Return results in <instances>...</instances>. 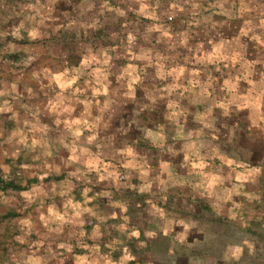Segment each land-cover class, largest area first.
Wrapping results in <instances>:
<instances>
[{
  "label": "crops",
  "instance_id": "crops-1",
  "mask_svg": "<svg viewBox=\"0 0 264 264\" xmlns=\"http://www.w3.org/2000/svg\"><path fill=\"white\" fill-rule=\"evenodd\" d=\"M25 12L2 39L12 58H0V177L20 186L0 187V264H113L116 256L95 244L100 228L151 210L113 194L117 165L130 174L123 185L137 198L167 197L186 211L205 201L206 214L214 203L216 217L254 220V197L227 185L241 164L216 154L214 183L195 181L201 189L192 172L206 142L242 122L250 130L264 122L201 111L224 106L241 75L250 68L256 75L264 62V0H35ZM167 15L174 22L165 23ZM207 121L216 127L201 128ZM74 175L87 184L82 195L70 186ZM93 182L102 193L88 188ZM159 212L150 234L172 246L156 242V250L177 251L179 226L169 217L162 228ZM199 221H188L186 233L197 234ZM215 224L223 234L226 225ZM243 231L253 235L248 226ZM77 235L92 243L82 245ZM65 236L77 245L64 248ZM238 249L226 244L210 263L238 264Z\"/></svg>",
  "mask_w": 264,
  "mask_h": 264
},
{
  "label": "rangeland",
  "instance_id": "rangeland-1",
  "mask_svg": "<svg viewBox=\"0 0 264 264\" xmlns=\"http://www.w3.org/2000/svg\"><path fill=\"white\" fill-rule=\"evenodd\" d=\"M35 0H0V58H12L4 53L3 43L4 40L11 38L12 23H17L25 15V10L28 4L34 3ZM17 18H19L17 20ZM174 22V16L167 15L165 23L171 24ZM247 71V70H246ZM245 71V72H246ZM248 74L244 73L241 75V80L237 85L234 86V90H230L228 96L225 99L224 106L219 105L218 109L213 108V110H201L203 114L216 115L224 112H229L231 114H237L241 116H249L250 118H263L264 116V62L257 65V74H254L252 68L248 69ZM242 83V85H240ZM247 84H259L258 88L255 90H250L249 87L243 85ZM216 95V92L214 93ZM213 94V99L215 95ZM227 92L225 93L226 96ZM205 112V113H204ZM252 123V122H251ZM247 122H242L237 129L232 130L231 134L228 136H222L219 140L212 142H206V153L198 161L199 168L194 169L192 172L193 184L195 181H200V185L207 183H214L213 176L216 175L214 169L211 168V160L216 159V154H219V158H224L225 163H236L241 164V169L238 173H234L227 183L233 187L230 190H235L236 187L240 188V193H246L254 197V202H250V205H256L257 211L254 213V220L251 223H242L238 225L235 220L216 217L218 213L215 204H211L213 209L209 214L204 213L202 210L205 206V201H201L197 208H193L190 211L182 210L179 208L180 201H174L173 204L169 205L166 202L167 197H159L158 201L152 199L149 195H144L143 198H137V193H134L133 188H124L123 184L130 181V174L124 169V166L117 165V172H114L116 180L119 183L113 190V194L120 196L122 199H127L126 202L131 203V198H136L140 201L139 208L142 211L147 205H151V209L148 217L142 218L136 215L135 220L131 218H121L120 224H116V221L110 222L107 227L100 228V241L95 244L99 245L101 249H106L104 251L109 255V257L114 258L113 264H185V260L193 261V264H212L210 260L216 259L220 252L223 250L226 244L237 245L238 249V264H264V122L259 121L256 124V129L250 130ZM211 128L216 127L215 122H204L201 128ZM227 135V134H226ZM213 140V139H212ZM224 152L222 156L220 153ZM213 155V156H212ZM210 163V164H209ZM203 166L204 168H201ZM211 168V169H210ZM1 176V175H0ZM74 184H70L73 192L82 195V191L87 184L84 186V181L79 175H74ZM113 182L114 180L111 179ZM112 182V183H113ZM110 182V185L112 184ZM217 184V182H215ZM94 182L88 186L91 190L96 191L100 194L101 184ZM182 184V182H181ZM197 185V184H195ZM200 185H197L200 188ZM217 186V185H215ZM190 191L192 187L187 188ZM201 189V188H200ZM110 191V190H109ZM217 195L219 193H216ZM161 194L160 196H163ZM202 195L210 196L212 192L202 191ZM77 196V195H76ZM79 196V195H78ZM217 198V197H216ZM246 202V199H242ZM252 200V199H251ZM148 201V202H147ZM240 201L239 203H243ZM158 202V203H156ZM144 203V204H142ZM148 203V204H147ZM154 203V207L153 204ZM237 203V204H239ZM192 204V203H191ZM220 204V200L217 205ZM248 206V205H247ZM147 209V208H146ZM161 213L159 218V223L162 228L168 226V218L172 217L175 220L179 229L174 233L172 238H176L177 251L170 250H156V244L161 243V248L165 249L164 246H172L168 238H164L160 235L150 234L153 232L149 227L155 219L153 215L154 212ZM154 211V212H153ZM213 212V213H212ZM203 214V215H202ZM206 215V216H205ZM249 214L244 213V219L247 220ZM193 218L200 219V228L197 234H187L188 221L190 222ZM233 218V217H232ZM222 221V224L226 225L223 234L220 232L215 233L216 221ZM238 219V218H237ZM236 219V220H237ZM212 223H210V222ZM130 225V227H129ZM199 226V225H198ZM248 226L253 230V235L247 236L243 229ZM113 227L112 230H110ZM181 227V228H180ZM140 230L145 231L140 235ZM147 232L149 234H147ZM218 233L221 236H218ZM250 233V234H252ZM255 237V239H254ZM76 240H80L82 245L91 244L84 236L77 235ZM164 243V244H163ZM60 244V243H59ZM77 245L76 241L72 237L65 236L63 247L64 248H74ZM101 246V247H100ZM6 247L5 243L0 244V251ZM71 248V249H72ZM67 252V251H66ZM103 253V250L101 251ZM226 253V256L229 257Z\"/></svg>",
  "mask_w": 264,
  "mask_h": 264
},
{
  "label": "trees",
  "instance_id": "trees-1",
  "mask_svg": "<svg viewBox=\"0 0 264 264\" xmlns=\"http://www.w3.org/2000/svg\"><path fill=\"white\" fill-rule=\"evenodd\" d=\"M0 187L2 189H6V188H13V189H20V186H16L15 184H13V182H8L5 183L1 177H0Z\"/></svg>",
  "mask_w": 264,
  "mask_h": 264
}]
</instances>
